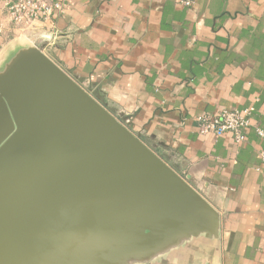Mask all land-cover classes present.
I'll list each match as a JSON object with an SVG mask.
<instances>
[{
	"label": "crops",
	"instance_id": "0c3cea01",
	"mask_svg": "<svg viewBox=\"0 0 264 264\" xmlns=\"http://www.w3.org/2000/svg\"><path fill=\"white\" fill-rule=\"evenodd\" d=\"M17 27L0 4V74L39 49L210 203L213 229L114 264H264L263 140L201 134L199 114L255 106L264 129V0H54ZM260 168V170L257 169Z\"/></svg>",
	"mask_w": 264,
	"mask_h": 264
},
{
	"label": "water",
	"instance_id": "95a60500",
	"mask_svg": "<svg viewBox=\"0 0 264 264\" xmlns=\"http://www.w3.org/2000/svg\"><path fill=\"white\" fill-rule=\"evenodd\" d=\"M218 213L39 49L0 74V264H114Z\"/></svg>",
	"mask_w": 264,
	"mask_h": 264
},
{
	"label": "built area",
	"instance_id": "2783aa9c",
	"mask_svg": "<svg viewBox=\"0 0 264 264\" xmlns=\"http://www.w3.org/2000/svg\"><path fill=\"white\" fill-rule=\"evenodd\" d=\"M186 6H191L193 0H182ZM3 8L10 15L11 21L17 27H25L36 20H52L56 13H61L64 3L54 0H0ZM2 28L0 27V37ZM255 106L242 108H224L217 113L204 112L197 116V126L201 134L223 135L232 134L236 145H241L247 140V130L254 128L258 137L264 143V129L253 123ZM261 162L264 164V144L259 150ZM260 170L259 167H257Z\"/></svg>",
	"mask_w": 264,
	"mask_h": 264
}]
</instances>
